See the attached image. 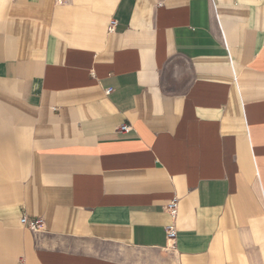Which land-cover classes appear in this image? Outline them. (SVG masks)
I'll return each mask as SVG.
<instances>
[{"label":"crops","instance_id":"1","mask_svg":"<svg viewBox=\"0 0 264 264\" xmlns=\"http://www.w3.org/2000/svg\"><path fill=\"white\" fill-rule=\"evenodd\" d=\"M0 264H264V0H0Z\"/></svg>","mask_w":264,"mask_h":264},{"label":"built area","instance_id":"2","mask_svg":"<svg viewBox=\"0 0 264 264\" xmlns=\"http://www.w3.org/2000/svg\"><path fill=\"white\" fill-rule=\"evenodd\" d=\"M115 24H116L115 21H111L109 23V31L113 30ZM107 92H109V90ZM119 130L121 132H124L128 130V127L122 126L120 127ZM177 208H178L177 199H172L166 204L165 211L170 215L171 219H174L176 217ZM19 222L22 226L34 232L39 231L42 226V221L40 219L29 220L27 219V217H22ZM165 233L168 241H173L175 239L176 231L173 223L165 227Z\"/></svg>","mask_w":264,"mask_h":264}]
</instances>
